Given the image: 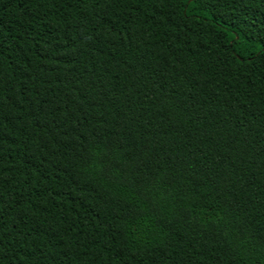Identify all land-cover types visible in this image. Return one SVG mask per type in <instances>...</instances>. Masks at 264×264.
Masks as SVG:
<instances>
[{
  "label": "trees",
  "instance_id": "trees-1",
  "mask_svg": "<svg viewBox=\"0 0 264 264\" xmlns=\"http://www.w3.org/2000/svg\"><path fill=\"white\" fill-rule=\"evenodd\" d=\"M0 264H264V0H0Z\"/></svg>",
  "mask_w": 264,
  "mask_h": 264
}]
</instances>
